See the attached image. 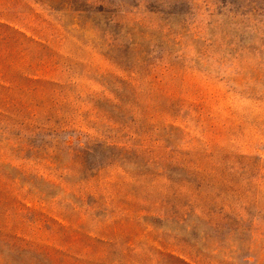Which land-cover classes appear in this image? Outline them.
Returning a JSON list of instances; mask_svg holds the SVG:
<instances>
[{
	"label": "rangeland",
	"instance_id": "obj_1",
	"mask_svg": "<svg viewBox=\"0 0 264 264\" xmlns=\"http://www.w3.org/2000/svg\"><path fill=\"white\" fill-rule=\"evenodd\" d=\"M83 1L0 0V264H264V0Z\"/></svg>",
	"mask_w": 264,
	"mask_h": 264
},
{
	"label": "trees",
	"instance_id": "obj_2",
	"mask_svg": "<svg viewBox=\"0 0 264 264\" xmlns=\"http://www.w3.org/2000/svg\"><path fill=\"white\" fill-rule=\"evenodd\" d=\"M45 3L48 9L56 13L62 14V17L68 16L71 19H73L72 21L73 23L71 24V26L81 31H87L90 28L92 29L95 26H98L100 24L98 20L101 21L100 19H103V20L107 19V17L104 16L105 14L102 10L93 11V12L87 11L86 9L89 7L86 6V2H84L83 0H52V1L46 0ZM252 11L251 12L249 11L247 14H240V17L250 15V13H253ZM151 13L158 15V16L166 15V14L169 15V13L165 14L164 12L159 11V10L155 12H151ZM16 25H19V24L16 23ZM261 25H264L263 21L255 23L252 27L247 26L243 29L245 31H253L254 33H258L259 35H263L264 37V30L262 31L259 30L260 29L259 27ZM239 26L243 27L244 25L243 23H239ZM0 37L3 38L4 45L6 47H10L9 49L12 52L11 57L14 56L12 58L15 59L16 61L18 60V57H17V54L15 53V50L20 49L21 46L23 45H33L34 44L32 39L28 38L20 30L13 27L11 23H7V22L5 23L0 22ZM13 40H15V42L21 41L22 45L19 46V44L18 45L12 44ZM244 41L246 42L247 39L245 38ZM8 60H9L8 58L4 59L3 61L0 60V65L5 64L9 67H12L14 62L8 61ZM8 69L12 70V68H8ZM29 69H30L29 67H25L23 65L22 69L20 68L17 72L14 71L13 74L19 80H26L25 75L29 73ZM0 79L1 81H4L6 79V75L1 74L0 72ZM8 240L11 241V244L9 243V248H10L9 250L14 251L15 254L22 253L25 251L29 253L31 252V254L35 256L36 264H66V262L64 261L65 258L56 259L55 257L49 254L47 249L39 247L38 245L30 244V246L20 245L19 247H16L18 244H22L21 240H18L15 237H12V239L8 238ZM169 259L172 261L173 264H187L186 262L178 258L169 257Z\"/></svg>",
	"mask_w": 264,
	"mask_h": 264
}]
</instances>
